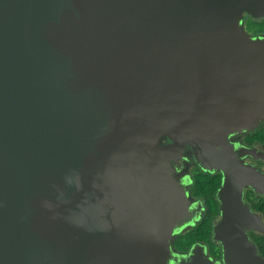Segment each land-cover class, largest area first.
I'll list each match as a JSON object with an SVG mask.
<instances>
[{"label":"water","instance_id":"1","mask_svg":"<svg viewBox=\"0 0 264 264\" xmlns=\"http://www.w3.org/2000/svg\"><path fill=\"white\" fill-rule=\"evenodd\" d=\"M244 11L264 0H0V264H217L172 248L189 220L169 160L189 145L212 169L259 121ZM220 203L224 263L264 264L259 218Z\"/></svg>","mask_w":264,"mask_h":264},{"label":"flooded vegetation","instance_id":"2","mask_svg":"<svg viewBox=\"0 0 264 264\" xmlns=\"http://www.w3.org/2000/svg\"><path fill=\"white\" fill-rule=\"evenodd\" d=\"M241 28L253 37H263L264 16L257 18L244 11L241 14ZM259 116L253 128L229 135L228 147L218 160L203 162L212 169L198 164L189 145L172 155L169 164L174 171L173 176L186 187L189 220L183 229L176 231L173 238L172 248L176 253L185 252L191 246L182 249L176 245L179 236L194 232L208 239L193 243L203 245L206 253L217 264H225L221 243L212 238V228L222 219L220 201H242L241 211L247 206L255 223L260 220L263 224V229L246 228L245 232L257 254L264 258V110ZM162 142L171 143L167 137ZM215 165L223 168H215ZM225 182L230 185L226 194L233 191L235 197L219 198L223 190L218 195V189Z\"/></svg>","mask_w":264,"mask_h":264},{"label":"trees","instance_id":"3","mask_svg":"<svg viewBox=\"0 0 264 264\" xmlns=\"http://www.w3.org/2000/svg\"><path fill=\"white\" fill-rule=\"evenodd\" d=\"M209 229V227H208ZM180 238L175 241L176 245H179L182 249H187L194 241L207 240V236L200 235L198 233H188L179 236Z\"/></svg>","mask_w":264,"mask_h":264}]
</instances>
